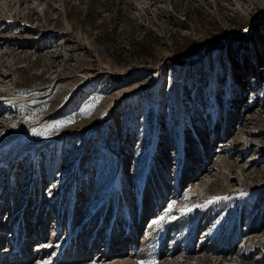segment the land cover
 I'll use <instances>...</instances> for the list:
<instances>
[{
	"label": "rangeland",
	"instance_id": "1",
	"mask_svg": "<svg viewBox=\"0 0 264 264\" xmlns=\"http://www.w3.org/2000/svg\"><path fill=\"white\" fill-rule=\"evenodd\" d=\"M0 1L2 213L80 215L121 173L92 253L130 210L135 264H264V0Z\"/></svg>",
	"mask_w": 264,
	"mask_h": 264
},
{
	"label": "bare ground",
	"instance_id": "2",
	"mask_svg": "<svg viewBox=\"0 0 264 264\" xmlns=\"http://www.w3.org/2000/svg\"><path fill=\"white\" fill-rule=\"evenodd\" d=\"M1 6L3 10L8 9L7 2L1 3ZM246 143L248 144V142ZM20 146L19 143H13L7 148V151L0 157V168L4 167L8 169L9 172L11 171L12 166L24 155ZM260 152L261 150L258 152L257 158L260 157ZM39 155L40 153L36 152L33 162L34 169L31 171L33 172L32 179L35 177V168L40 163ZM249 163H251V161H249ZM29 185H31V183ZM32 185H34V183ZM205 185L207 186V183H205ZM9 189H7V192H9ZM4 190L5 188L2 189L0 194H2ZM112 195L117 198L119 202L118 206L122 203L127 206L121 173L114 178L110 187H106L103 190L100 202L97 201L98 203L93 204L88 201L85 204L87 211L84 210L78 215L75 208L72 211H68V217H65L64 214L57 213V217L55 216L49 224L44 225V223H40L39 226L43 228H47L48 226L45 232L50 229L49 232H51V235L48 232L47 236L44 234L43 228L37 225L40 219L45 217L50 210L45 209L41 217L37 219L34 218L37 216V213L35 207H33L34 212L30 213L31 218H28L26 217V205H23L21 206V208L23 207L22 210L15 215V198L11 197L8 203L9 205H7L9 209L7 212L2 213V209L6 207V203L4 206L0 205V213L2 215L4 214L2 218H5L4 221L1 220L2 218L0 219V223L2 222L0 224V264H62V260L59 259V257L61 256L63 259L68 253V257H70L69 260L73 261V263L71 262L70 264H135L148 248V241L146 238L140 240V236H143V231H137L130 210H127V218L125 222L121 224V228L123 229L121 234H124V236L120 243L117 244V247L120 248H114V238L110 241V236L113 235L118 226L117 218L115 221H110L109 225L104 228V230H106L105 232L103 228H101L100 231L104 232L103 235H105V239L104 242H102L104 243L103 246L99 247L100 249L97 252L92 253L89 251L91 245L96 243V238L100 240L99 236L95 235L96 232L93 230L99 227V225L105 226L106 220H108L107 216L104 220H102L103 215L101 216L96 227L91 229V234L85 236L86 240H84V233L91 228L94 217ZM45 211L47 213H45ZM12 217L15 219L13 220ZM32 217L34 218L33 220L36 221L34 227L37 226L34 229H32L31 226L34 222ZM49 217L50 215H48V218ZM110 218L111 216L109 219ZM145 218L146 215L143 214L140 225ZM76 219H78L77 222H75ZM66 220L67 222L65 223ZM4 231L6 233H3ZM80 251L81 253H79V255H81V257L78 255ZM85 252L86 255H84ZM234 263L235 262H229L227 264Z\"/></svg>",
	"mask_w": 264,
	"mask_h": 264
},
{
	"label": "trees",
	"instance_id": "3",
	"mask_svg": "<svg viewBox=\"0 0 264 264\" xmlns=\"http://www.w3.org/2000/svg\"><path fill=\"white\" fill-rule=\"evenodd\" d=\"M175 63H176V64H179L180 62H179V61H175ZM114 79L118 81V80L121 79V78H120V77H119V78H118V77H115Z\"/></svg>",
	"mask_w": 264,
	"mask_h": 264
},
{
	"label": "snow or ice",
	"instance_id": "4",
	"mask_svg": "<svg viewBox=\"0 0 264 264\" xmlns=\"http://www.w3.org/2000/svg\"><path fill=\"white\" fill-rule=\"evenodd\" d=\"M172 207H173L172 205L169 206V211H171V208H172Z\"/></svg>",
	"mask_w": 264,
	"mask_h": 264
}]
</instances>
